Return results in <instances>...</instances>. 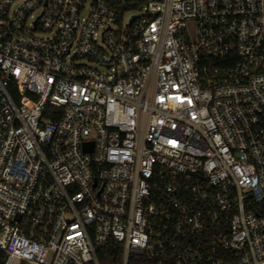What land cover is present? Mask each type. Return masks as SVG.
I'll use <instances>...</instances> for the list:
<instances>
[{
    "label": "built area",
    "instance_id": "1",
    "mask_svg": "<svg viewBox=\"0 0 264 264\" xmlns=\"http://www.w3.org/2000/svg\"><path fill=\"white\" fill-rule=\"evenodd\" d=\"M263 201L264 0H0V264H264Z\"/></svg>",
    "mask_w": 264,
    "mask_h": 264
},
{
    "label": "trees",
    "instance_id": "2",
    "mask_svg": "<svg viewBox=\"0 0 264 264\" xmlns=\"http://www.w3.org/2000/svg\"><path fill=\"white\" fill-rule=\"evenodd\" d=\"M50 106H47L44 111V118H53L51 115H49V111H51ZM57 111L60 112V109H57ZM246 208L252 209L253 211H257L261 214H264V201L261 203H255L246 205ZM97 258H98V264H120L122 259V248L121 245L116 243L115 241L111 240L109 241L104 248L99 250L97 252ZM134 260H140L136 259L135 257H130L129 262H133Z\"/></svg>",
    "mask_w": 264,
    "mask_h": 264
}]
</instances>
